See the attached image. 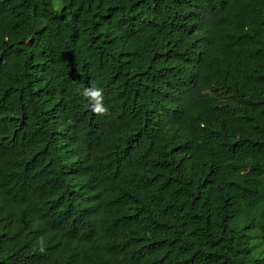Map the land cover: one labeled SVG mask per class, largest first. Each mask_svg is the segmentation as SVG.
Masks as SVG:
<instances>
[{"label":"trees","instance_id":"trees-1","mask_svg":"<svg viewBox=\"0 0 264 264\" xmlns=\"http://www.w3.org/2000/svg\"><path fill=\"white\" fill-rule=\"evenodd\" d=\"M0 264H264V0H0Z\"/></svg>","mask_w":264,"mask_h":264},{"label":"clouds","instance_id":"clouds-1","mask_svg":"<svg viewBox=\"0 0 264 264\" xmlns=\"http://www.w3.org/2000/svg\"><path fill=\"white\" fill-rule=\"evenodd\" d=\"M81 87H83V92L81 94L89 101L91 111L96 115H106L108 113V108L103 105L104 90L94 86Z\"/></svg>","mask_w":264,"mask_h":264}]
</instances>
